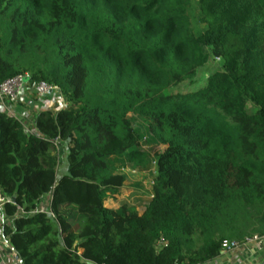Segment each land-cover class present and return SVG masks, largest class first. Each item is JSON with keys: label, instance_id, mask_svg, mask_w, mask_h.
<instances>
[{"label": "trees", "instance_id": "1", "mask_svg": "<svg viewBox=\"0 0 264 264\" xmlns=\"http://www.w3.org/2000/svg\"><path fill=\"white\" fill-rule=\"evenodd\" d=\"M211 57L224 67L203 88L168 92ZM26 72L69 106L31 133L0 113L22 264H208L225 240L264 237V0H0V84ZM126 161L156 163L142 213L105 205Z\"/></svg>", "mask_w": 264, "mask_h": 264}, {"label": "rangeland", "instance_id": "2", "mask_svg": "<svg viewBox=\"0 0 264 264\" xmlns=\"http://www.w3.org/2000/svg\"><path fill=\"white\" fill-rule=\"evenodd\" d=\"M195 5V3H194ZM192 15L196 14V10H191ZM193 22L198 30L201 29L202 25L199 23L197 18L193 16ZM223 61L214 57H211L208 62L200 67L197 70L196 75L187 81L182 82L177 87L171 88L168 90L169 93H189V92H195L199 89L203 88L207 84L208 77L215 73L216 71L223 70ZM139 124L141 122L138 120L135 123L136 128H140L141 132L144 131V128L139 127ZM146 138H143L141 140V146L142 149L145 151H149L150 154L154 155V151H163L165 146H153L152 144L146 143ZM60 156H61V168L60 173L63 171L65 172L66 167L68 165L67 158H66V152L63 148V146L60 148ZM64 169V170H63ZM118 172H122L126 175V181L124 186L121 188L120 193L116 195H110L105 200V205L109 208H118L123 204H128L131 206H136L138 212L142 213L145 205L149 202V200L153 196V182L155 175L157 173L156 163L153 161L148 169H145L143 167H133V164L130 161H126V164L118 170ZM44 204V203H43ZM258 235V234H255ZM259 236V235H258ZM258 244V243H257ZM256 243L249 247L250 253L256 254L258 252ZM247 255V256H246ZM243 257L250 256L249 252L246 250L243 252ZM264 261V254H261L256 259L255 264H262Z\"/></svg>", "mask_w": 264, "mask_h": 264}, {"label": "crops", "instance_id": "3", "mask_svg": "<svg viewBox=\"0 0 264 264\" xmlns=\"http://www.w3.org/2000/svg\"><path fill=\"white\" fill-rule=\"evenodd\" d=\"M68 106L65 97L59 94L51 93L44 97H39L35 93L31 83L25 87L21 97L16 101H11L6 97H0V113L6 112L20 120L28 133L36 130L35 120L40 111L50 109L56 112ZM61 147L62 145L59 143V151ZM50 201L51 197L46 196L42 200L39 208L47 211L50 207ZM6 226L13 227V218L6 216L4 207H2L0 209V264H22L20 260L16 259L17 255L9 237L5 235L4 231ZM257 245L258 252L256 254H251L248 248L223 251L220 257L208 264H244L247 262L255 264L257 257L264 254V244L260 243ZM246 250L249 252L250 256L245 258L242 255Z\"/></svg>", "mask_w": 264, "mask_h": 264}, {"label": "built area", "instance_id": "4", "mask_svg": "<svg viewBox=\"0 0 264 264\" xmlns=\"http://www.w3.org/2000/svg\"><path fill=\"white\" fill-rule=\"evenodd\" d=\"M217 59L220 60V58ZM29 84H30V74L28 72L18 74L17 76L10 78L5 82H3L2 84H0V97H6L11 101H16L21 97L25 87ZM32 85L35 93L39 97H44L51 93L59 94L64 97L61 88L58 85H54L45 81H40ZM55 145L59 150V139L55 140ZM6 201L7 198L3 196L0 191V209L4 207ZM255 243L264 244V237L258 235L250 236L246 238L244 243H240L234 240H225L222 244V247H223V251L226 252V251L238 250L240 248H249L253 246Z\"/></svg>", "mask_w": 264, "mask_h": 264}, {"label": "water", "instance_id": "5", "mask_svg": "<svg viewBox=\"0 0 264 264\" xmlns=\"http://www.w3.org/2000/svg\"><path fill=\"white\" fill-rule=\"evenodd\" d=\"M13 200H15V197H13ZM14 251H15V253H16V259L17 260H20L21 261V257H20V255L17 253V251L14 249ZM262 264H264V261H263V263Z\"/></svg>", "mask_w": 264, "mask_h": 264}]
</instances>
